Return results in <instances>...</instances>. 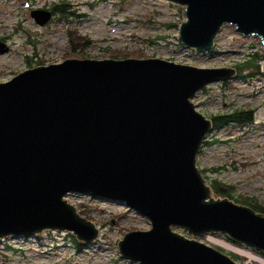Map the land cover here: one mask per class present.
I'll return each instance as SVG.
<instances>
[{"label": "water", "instance_id": "1", "mask_svg": "<svg viewBox=\"0 0 264 264\" xmlns=\"http://www.w3.org/2000/svg\"><path fill=\"white\" fill-rule=\"evenodd\" d=\"M173 1L185 5L178 40L186 47L209 51L228 24L264 50V0ZM30 16L45 25L52 12ZM235 75L158 57L66 58L0 82V238L50 229L94 240L98 230L65 199L78 192L121 201L148 220L117 243L139 264H239L175 229L264 253V213L214 197L196 163L213 125L192 99Z\"/></svg>", "mask_w": 264, "mask_h": 264}, {"label": "rangeland", "instance_id": "2", "mask_svg": "<svg viewBox=\"0 0 264 264\" xmlns=\"http://www.w3.org/2000/svg\"><path fill=\"white\" fill-rule=\"evenodd\" d=\"M27 2L28 6H21ZM65 3L45 25L30 16L33 8L48 9ZM186 20L184 5L173 0H0V41L8 51L0 54V81L28 67L66 58L158 57L197 67H235L258 51L257 69L243 68L230 79L214 81L192 102L205 117L233 110H253L249 123L216 125L206 135L196 163L206 180L232 186L234 200L246 198L264 207V50L260 38L242 36L225 24L209 51L199 52L178 40ZM87 41L74 52L67 34ZM41 61V62H39ZM208 142V143H205ZM214 197H216L213 194ZM76 212L98 230L90 242L71 231L43 230L34 235L0 238V264H139L120 256L117 243L132 230H146L148 220L121 201L72 192L65 196ZM188 238L211 245L240 260L234 250L210 240H226L216 233ZM238 248L250 251L239 245ZM241 262V261H240ZM239 262V263H240Z\"/></svg>", "mask_w": 264, "mask_h": 264}, {"label": "trees", "instance_id": "3", "mask_svg": "<svg viewBox=\"0 0 264 264\" xmlns=\"http://www.w3.org/2000/svg\"><path fill=\"white\" fill-rule=\"evenodd\" d=\"M52 8L55 11L63 12L66 8L65 3H56L52 6ZM68 40L69 43H71V50L74 52L78 47L81 45H86L87 41L85 39H81L78 37V35L68 33ZM114 58H118L115 56ZM258 59H260L258 51L256 52H251L250 54L247 55L246 58L242 59L235 67L237 68V71L240 72L241 69L246 68V69H257V72H259V64ZM212 120V125L213 127H216V125L222 124V123H227V122H238V123H249L253 120V110L251 109H246V110H233L228 113L224 114H216L212 115L211 118ZM208 143V142H205ZM202 172V170L200 169ZM203 174V172H202ZM204 176V175H203ZM208 184L210 185L213 194L216 197H228L229 199H232L234 202L247 205L251 208H253L257 212L264 213V207L259 205L256 202H253L252 200H248L246 198H243L242 200H234L233 199V194H232V186L226 185L225 183L217 180V179H212V180H207ZM227 241L232 242L226 238ZM236 245H241L236 242H232ZM264 255V253L259 252ZM237 256L233 254V257L235 259Z\"/></svg>", "mask_w": 264, "mask_h": 264}, {"label": "built area", "instance_id": "4", "mask_svg": "<svg viewBox=\"0 0 264 264\" xmlns=\"http://www.w3.org/2000/svg\"><path fill=\"white\" fill-rule=\"evenodd\" d=\"M247 252L246 254H241L242 258L238 260V262L241 261L240 264H264V255L252 251Z\"/></svg>", "mask_w": 264, "mask_h": 264}, {"label": "bare ground", "instance_id": "5", "mask_svg": "<svg viewBox=\"0 0 264 264\" xmlns=\"http://www.w3.org/2000/svg\"><path fill=\"white\" fill-rule=\"evenodd\" d=\"M210 240L214 241L215 243H218V244L222 245L223 247H226L228 249L234 250V251H236V252H238L240 254L248 253L247 251H245L243 249H240L238 247H235L234 245H232L229 242H226L224 239L221 240V239H217V238H214V237H210Z\"/></svg>", "mask_w": 264, "mask_h": 264}, {"label": "flooded vegetation", "instance_id": "6", "mask_svg": "<svg viewBox=\"0 0 264 264\" xmlns=\"http://www.w3.org/2000/svg\"><path fill=\"white\" fill-rule=\"evenodd\" d=\"M48 9H50L51 10V12H52V15H54L55 14V10L53 9V8H48ZM39 62H41V61H39ZM43 63L41 62V63H39L38 65H42ZM48 64V63H47ZM37 66V65H36ZM33 67V66H32ZM29 68V67H28ZM18 73V72H17ZM16 73V74H17ZM14 76V75H13ZM10 79V78H9ZM6 81V80H5ZM0 82H3V81H0Z\"/></svg>", "mask_w": 264, "mask_h": 264}]
</instances>
